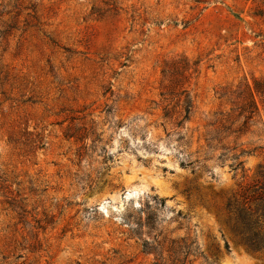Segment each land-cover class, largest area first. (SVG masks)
I'll use <instances>...</instances> for the list:
<instances>
[{
    "label": "rangeland",
    "instance_id": "rangeland-1",
    "mask_svg": "<svg viewBox=\"0 0 264 264\" xmlns=\"http://www.w3.org/2000/svg\"><path fill=\"white\" fill-rule=\"evenodd\" d=\"M256 80L264 0H0V264H264L225 210L264 99L211 126Z\"/></svg>",
    "mask_w": 264,
    "mask_h": 264
},
{
    "label": "trees",
    "instance_id": "trees-1",
    "mask_svg": "<svg viewBox=\"0 0 264 264\" xmlns=\"http://www.w3.org/2000/svg\"><path fill=\"white\" fill-rule=\"evenodd\" d=\"M168 63L169 65L164 71L165 75H168V78L169 74H171V70L173 72L172 75L176 74V72L178 75H182V73L188 72L189 69L193 70V68L187 64L186 60ZM173 86L174 83L166 85L165 90L168 92H166L167 95L172 96L175 91L174 88L177 87ZM178 91L186 95L184 105L185 111L189 113L191 106L189 101H187V90L181 87ZM232 95L236 96L235 99L237 100L235 101L236 103L231 102L233 108L226 114H221V118L211 124L213 127L212 132L215 134H218L225 125L229 124L233 126L239 123L241 118H243V122L240 124V127L243 128L254 114L258 115L259 105L256 97L261 98L263 101L264 81L256 80L254 81L253 88L245 85L243 88H240L239 91H234ZM240 129L237 132L241 131ZM241 153L248 154L249 152L242 151ZM235 159L237 160L238 158ZM240 165L241 164H238V166ZM225 210L227 213L228 226L231 232L238 238L239 242L251 252L264 254V168L258 170L251 182L239 185L238 190L227 200ZM174 244L177 246L178 250L183 249L187 256L191 251L197 252V249L194 248L195 243L192 242L188 245L185 238H182ZM158 245L160 246V244ZM171 251H175V247H171Z\"/></svg>",
    "mask_w": 264,
    "mask_h": 264
}]
</instances>
